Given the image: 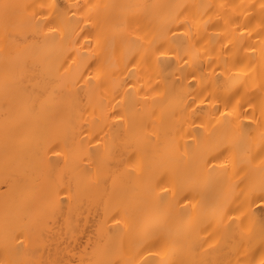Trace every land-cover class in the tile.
<instances>
[{
	"label": "bare ground",
	"instance_id": "1",
	"mask_svg": "<svg viewBox=\"0 0 264 264\" xmlns=\"http://www.w3.org/2000/svg\"><path fill=\"white\" fill-rule=\"evenodd\" d=\"M261 4L0 0V264H258Z\"/></svg>",
	"mask_w": 264,
	"mask_h": 264
},
{
	"label": "snow or ice",
	"instance_id": "2",
	"mask_svg": "<svg viewBox=\"0 0 264 264\" xmlns=\"http://www.w3.org/2000/svg\"><path fill=\"white\" fill-rule=\"evenodd\" d=\"M10 6L9 5H4V8L5 9H8ZM11 7H16V8H20V7H23L24 9H25V11H26V9H27V6H20V5H15V6H11ZM40 7H44L43 5H40ZM261 8L262 9H264V4H261ZM37 14L35 13V12H33L32 13V16L33 17H35ZM11 22H14V21H12L9 17H7V15H6V17H5V23L6 24H8V23H11ZM54 30V29H53ZM237 103H239V101L237 102ZM230 114V113H229ZM57 155H59V153H57ZM262 163H264V162H262ZM262 243H264V236H262ZM144 264H146V262H144ZM237 264H243V262H241V261H237ZM247 264H251V262L249 261V262H247ZM258 264H264V254H262V256H261V258L259 259V261H258Z\"/></svg>",
	"mask_w": 264,
	"mask_h": 264
},
{
	"label": "rangeland",
	"instance_id": "3",
	"mask_svg": "<svg viewBox=\"0 0 264 264\" xmlns=\"http://www.w3.org/2000/svg\"><path fill=\"white\" fill-rule=\"evenodd\" d=\"M5 189H6L5 184L0 185V192H1L0 194H2V191H4ZM6 190H7V189H6ZM4 193H5V192H4ZM21 212H23V210H22ZM24 212H25V211H24ZM26 213H27V212H25V214H26ZM23 214H24V213H23ZM23 214H22V215L20 214V219L23 218V217H25V214H24V215H23ZM26 215H27V214H26ZM21 216H23V217H21ZM25 219H26V218H24L23 222L25 221ZM14 237H15V236H14ZM15 238L18 239V237H15ZM15 238H14V240H13V238H11V240H12L11 243L14 244L15 246L17 245L18 242L20 243L21 241H23L22 238H19L20 241H18V240H19V239H18V240H17V243H16V239H15ZM21 239H22V240H21ZM0 241H2V240L0 239ZM23 242H24V241H23ZM23 242L21 243V244H22V247H23V248L20 247L21 250L24 249V246H23L24 243H23ZM2 244H3V243H2ZM19 245H20V244H19ZM16 248H17V246H16ZM17 250H19V249H17Z\"/></svg>",
	"mask_w": 264,
	"mask_h": 264
}]
</instances>
